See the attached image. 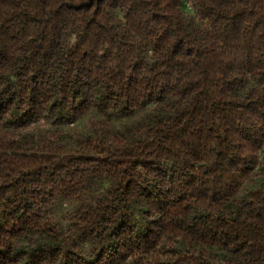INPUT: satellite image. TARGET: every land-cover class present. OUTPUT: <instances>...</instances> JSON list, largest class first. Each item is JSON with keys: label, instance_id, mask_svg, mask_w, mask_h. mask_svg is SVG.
I'll return each instance as SVG.
<instances>
[{"label": "trees", "instance_id": "16d2710c", "mask_svg": "<svg viewBox=\"0 0 264 264\" xmlns=\"http://www.w3.org/2000/svg\"><path fill=\"white\" fill-rule=\"evenodd\" d=\"M0 264H264V0H0Z\"/></svg>", "mask_w": 264, "mask_h": 264}]
</instances>
